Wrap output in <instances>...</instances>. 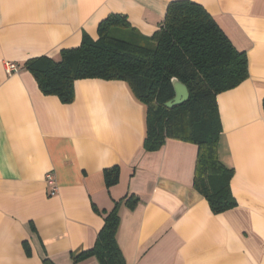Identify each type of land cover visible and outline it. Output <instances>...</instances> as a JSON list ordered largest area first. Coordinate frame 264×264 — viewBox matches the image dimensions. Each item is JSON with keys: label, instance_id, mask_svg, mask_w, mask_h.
I'll return each mask as SVG.
<instances>
[{"label": "crops", "instance_id": "0c3cea01", "mask_svg": "<svg viewBox=\"0 0 264 264\" xmlns=\"http://www.w3.org/2000/svg\"><path fill=\"white\" fill-rule=\"evenodd\" d=\"M173 1L0 0V264H98L72 258L93 247L100 212L130 197L116 235L125 264H264V0H188L247 58L248 77L216 96L217 157L233 170L236 201L217 215L192 186L195 145L143 150L144 108L124 82L77 80L63 104L22 68L58 59L84 34L96 40L112 14L150 37ZM110 169L118 181L107 188Z\"/></svg>", "mask_w": 264, "mask_h": 264}, {"label": "trees", "instance_id": "16d2710c", "mask_svg": "<svg viewBox=\"0 0 264 264\" xmlns=\"http://www.w3.org/2000/svg\"><path fill=\"white\" fill-rule=\"evenodd\" d=\"M22 68L39 91L63 104L74 100V82L85 79L124 82L144 108L145 152L158 151L166 140L197 147L192 186L217 215L236 206L230 190L233 170L217 157L221 133L216 96L248 77L247 58L238 51L215 20L188 0L168 4L158 29L143 37L120 15H109L97 28V39L86 34L78 47L62 50L58 59L45 56L25 61ZM188 91L181 105L167 108L174 97L171 79ZM264 111V101L262 103ZM107 188L118 181V170L104 171ZM132 209L138 199L116 201L100 212L103 225L90 250L72 258L79 263L95 258L98 264H125L117 244L119 206ZM42 264H54L48 258Z\"/></svg>", "mask_w": 264, "mask_h": 264}, {"label": "water", "instance_id": "95a60500", "mask_svg": "<svg viewBox=\"0 0 264 264\" xmlns=\"http://www.w3.org/2000/svg\"><path fill=\"white\" fill-rule=\"evenodd\" d=\"M171 85L174 91V97L165 104V107L172 108L183 104L189 97L187 88L176 78L171 79Z\"/></svg>", "mask_w": 264, "mask_h": 264}, {"label": "built area", "instance_id": "2783aa9c", "mask_svg": "<svg viewBox=\"0 0 264 264\" xmlns=\"http://www.w3.org/2000/svg\"><path fill=\"white\" fill-rule=\"evenodd\" d=\"M5 69H6V72L8 74H11V73H16L18 71L17 67L14 65V64H11V63H6L5 64ZM46 181H48L49 183L52 182V175L51 174H48L46 176ZM55 189H53V192H54ZM52 192V193H53Z\"/></svg>", "mask_w": 264, "mask_h": 264}]
</instances>
